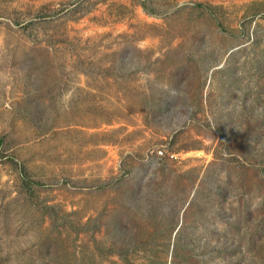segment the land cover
Wrapping results in <instances>:
<instances>
[{
    "label": "rangeland",
    "instance_id": "obj_1",
    "mask_svg": "<svg viewBox=\"0 0 264 264\" xmlns=\"http://www.w3.org/2000/svg\"><path fill=\"white\" fill-rule=\"evenodd\" d=\"M0 137V264H264V0H0Z\"/></svg>",
    "mask_w": 264,
    "mask_h": 264
},
{
    "label": "trees",
    "instance_id": "obj_2",
    "mask_svg": "<svg viewBox=\"0 0 264 264\" xmlns=\"http://www.w3.org/2000/svg\"><path fill=\"white\" fill-rule=\"evenodd\" d=\"M2 141H3V139L0 137V142H2ZM21 171H22L23 173H26V174H27V170H26V168H25L24 166L21 167ZM35 182H37L38 184H39V183L41 184L40 181H35Z\"/></svg>",
    "mask_w": 264,
    "mask_h": 264
},
{
    "label": "built area",
    "instance_id": "obj_3",
    "mask_svg": "<svg viewBox=\"0 0 264 264\" xmlns=\"http://www.w3.org/2000/svg\"><path fill=\"white\" fill-rule=\"evenodd\" d=\"M158 153L159 154H164V150L163 149H158ZM172 156H174V154H171Z\"/></svg>",
    "mask_w": 264,
    "mask_h": 264
}]
</instances>
